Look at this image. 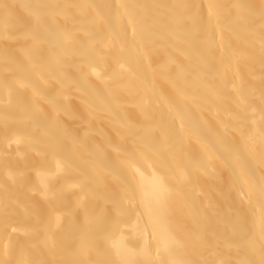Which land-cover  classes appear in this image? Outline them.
Listing matches in <instances>:
<instances>
[{"label":"bare ground","instance_id":"1","mask_svg":"<svg viewBox=\"0 0 264 264\" xmlns=\"http://www.w3.org/2000/svg\"><path fill=\"white\" fill-rule=\"evenodd\" d=\"M0 264H264V0H0Z\"/></svg>","mask_w":264,"mask_h":264}]
</instances>
